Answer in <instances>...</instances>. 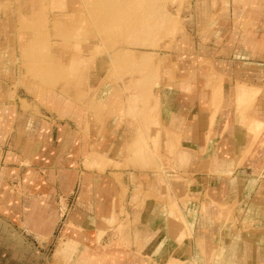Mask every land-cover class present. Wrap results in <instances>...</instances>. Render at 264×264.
<instances>
[{
	"label": "rangeland",
	"instance_id": "374dc122",
	"mask_svg": "<svg viewBox=\"0 0 264 264\" xmlns=\"http://www.w3.org/2000/svg\"><path fill=\"white\" fill-rule=\"evenodd\" d=\"M86 263L264 264V0H0V264Z\"/></svg>",
	"mask_w": 264,
	"mask_h": 264
},
{
	"label": "crops",
	"instance_id": "0c3cea01",
	"mask_svg": "<svg viewBox=\"0 0 264 264\" xmlns=\"http://www.w3.org/2000/svg\"><path fill=\"white\" fill-rule=\"evenodd\" d=\"M236 2L237 1H242V0H235ZM244 1V0H243ZM254 44L257 45L258 44V40L256 39L254 41ZM224 88V82H223V78H222V75L218 74V73H214L212 75H210V77L208 78V89H207V92L203 95L204 99H206V101H208V104H211L210 106L212 107H218L219 106V100L217 98V92H222ZM239 89L241 90L242 89V85L241 87L239 86ZM246 89V88H244ZM240 93V96L244 93L239 92ZM211 107V108H212ZM207 113L204 112V115L208 117V126L209 128H212L213 127V123L216 119V115H217V111L216 112H212L210 113V111L208 109H206ZM249 111V110H248ZM219 117V115H218ZM232 120L231 119V123H228L229 126L230 124H232ZM243 122L244 123H252V122H255L256 123V127H259L261 125V121L260 119L256 118V117H253L249 114V112L247 114L244 113L243 115ZM216 127H214V129L212 130V133H211V136H215V133L217 132V128H218V125L217 123L215 124ZM221 129V128H220ZM214 133V135H213ZM218 140L216 142H214L215 144L211 146V149L210 151L213 153L215 151V149L217 151H219L220 153L222 151H224L225 149V146L224 144L226 143L227 145H229L230 149H231V143L235 146V143L233 140H225L222 136V134L220 133V131L218 132ZM220 143H222V145H219ZM234 149V148H232ZM230 151V150H229ZM210 152V153H211ZM86 264H89V263H86Z\"/></svg>",
	"mask_w": 264,
	"mask_h": 264
},
{
	"label": "bare ground",
	"instance_id": "6f19581e",
	"mask_svg": "<svg viewBox=\"0 0 264 264\" xmlns=\"http://www.w3.org/2000/svg\"><path fill=\"white\" fill-rule=\"evenodd\" d=\"M66 243H67L66 240H62V241L60 242V244H59V246H58V248H57V251H55L56 254H58L60 251L62 252L63 250H65ZM69 244H70V242H69ZM69 244H68V245H69Z\"/></svg>",
	"mask_w": 264,
	"mask_h": 264
}]
</instances>
